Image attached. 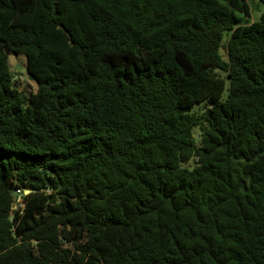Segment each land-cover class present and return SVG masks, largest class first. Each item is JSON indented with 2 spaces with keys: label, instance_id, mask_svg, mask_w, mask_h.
Listing matches in <instances>:
<instances>
[{
  "label": "trees",
  "instance_id": "obj_1",
  "mask_svg": "<svg viewBox=\"0 0 264 264\" xmlns=\"http://www.w3.org/2000/svg\"><path fill=\"white\" fill-rule=\"evenodd\" d=\"M255 1L0 0V264H264Z\"/></svg>",
  "mask_w": 264,
  "mask_h": 264
},
{
  "label": "rangeland",
  "instance_id": "obj_2",
  "mask_svg": "<svg viewBox=\"0 0 264 264\" xmlns=\"http://www.w3.org/2000/svg\"><path fill=\"white\" fill-rule=\"evenodd\" d=\"M264 11V7L260 6L258 2H253L250 16L244 18V24H252L253 22H256L259 20L262 12ZM229 36L225 35L223 40V48L221 49V55L223 58H226L227 55V40ZM9 65L13 72V74L16 76V81H18L17 87L25 96H29L31 93L35 91L36 83L29 81L28 74H27V68H26V58L25 57H15L14 55L9 56ZM191 166H193L191 164ZM19 204H23L21 200L18 201ZM18 206H15V209H17Z\"/></svg>",
  "mask_w": 264,
  "mask_h": 264
},
{
  "label": "water",
  "instance_id": "obj_3",
  "mask_svg": "<svg viewBox=\"0 0 264 264\" xmlns=\"http://www.w3.org/2000/svg\"><path fill=\"white\" fill-rule=\"evenodd\" d=\"M14 56L15 57H18L17 56V54H14ZM15 79H17L16 77H15ZM28 79H29V81H31V82H34V83H37V79L32 75V74H28ZM29 193V191H26L25 192V194H28ZM10 222H11V224H12V228H13V230L16 228V224H15V218H14V216H11L10 217Z\"/></svg>",
  "mask_w": 264,
  "mask_h": 264
}]
</instances>
